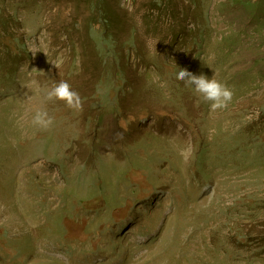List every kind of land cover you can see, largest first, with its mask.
<instances>
[{
    "label": "rangeland",
    "instance_id": "obj_1",
    "mask_svg": "<svg viewBox=\"0 0 264 264\" xmlns=\"http://www.w3.org/2000/svg\"><path fill=\"white\" fill-rule=\"evenodd\" d=\"M0 264H264V0H0Z\"/></svg>",
    "mask_w": 264,
    "mask_h": 264
},
{
    "label": "clouds",
    "instance_id": "obj_2",
    "mask_svg": "<svg viewBox=\"0 0 264 264\" xmlns=\"http://www.w3.org/2000/svg\"><path fill=\"white\" fill-rule=\"evenodd\" d=\"M177 69V78L184 80L205 101L210 102L213 109L225 107L232 100L234 95L232 89L217 80L215 75L209 78L204 74L197 75L184 68L177 67ZM44 97L46 101H62L72 109L81 107L79 93L73 90L67 81L53 82L52 86L45 91ZM32 123L39 128L47 129L53 124V117L49 115L46 108H40L36 110Z\"/></svg>",
    "mask_w": 264,
    "mask_h": 264
},
{
    "label": "trees",
    "instance_id": "obj_3",
    "mask_svg": "<svg viewBox=\"0 0 264 264\" xmlns=\"http://www.w3.org/2000/svg\"><path fill=\"white\" fill-rule=\"evenodd\" d=\"M106 21V20H105ZM113 56V55H112ZM118 71L120 72V68H118ZM119 72H118V75H119Z\"/></svg>",
    "mask_w": 264,
    "mask_h": 264
}]
</instances>
